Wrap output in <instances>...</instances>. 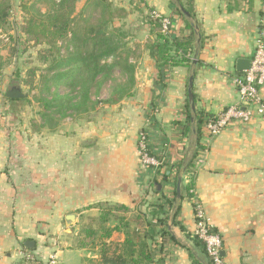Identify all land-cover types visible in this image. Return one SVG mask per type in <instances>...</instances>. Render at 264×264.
I'll return each instance as SVG.
<instances>
[{
	"label": "crops",
	"instance_id": "obj_1",
	"mask_svg": "<svg viewBox=\"0 0 264 264\" xmlns=\"http://www.w3.org/2000/svg\"><path fill=\"white\" fill-rule=\"evenodd\" d=\"M108 2L113 12H123L120 18L129 28L124 41L135 68L130 97L105 105L98 119L67 117L52 130L39 115L17 114L22 100L0 98V264H25L27 253L43 262L53 257L56 264L98 262L99 247L76 245L79 228L99 215V205L147 214L176 192L175 166L191 159L197 143L194 120L185 123L189 78L191 110L204 121L216 117L238 101L233 79L246 70L237 62H250L257 40L264 44V0H180L192 18L186 11L184 18L178 14L176 0ZM150 10L170 20L171 37L193 31L189 66L157 68L146 48L153 39ZM259 95L264 104V84ZM141 131L162 161L157 171L139 162ZM198 144L192 173L183 175V168L179 174L180 198L166 221L161 264H195L202 258L192 235L194 196L221 238L223 264H264V115L230 121L214 137L203 124ZM190 182L194 195L183 190ZM123 239L122 232H114L106 243ZM26 241L34 247L27 249Z\"/></svg>",
	"mask_w": 264,
	"mask_h": 264
},
{
	"label": "trees",
	"instance_id": "obj_2",
	"mask_svg": "<svg viewBox=\"0 0 264 264\" xmlns=\"http://www.w3.org/2000/svg\"><path fill=\"white\" fill-rule=\"evenodd\" d=\"M78 1L0 0V30L9 25V17L13 18V7L21 13L19 31L22 38L27 43H32L33 47H43L40 51L41 61L46 63L48 56H51L46 70L39 75L40 95L36 98L39 107L37 115L50 130L64 118L78 119L85 114L87 117L97 104L111 106L132 95L135 68L129 62L130 50L124 42L125 33L112 26L115 16L111 4L108 0H85L77 12ZM138 1L141 3V0ZM176 1L181 7L178 14L184 18L183 11H186L191 15L189 18H192L190 8L184 7L180 0ZM86 11L96 16L94 23L83 19L82 15ZM147 23L151 26L153 39L146 48L150 57L155 60L157 68L189 66L192 61L188 55L192 53L195 39L193 31L187 37H171L169 33L161 34L159 25L149 17ZM186 27L192 30L188 21ZM35 73L36 71L31 69L23 84L30 87L37 85L32 82ZM115 73L120 81L114 78ZM160 78L162 76H159ZM105 82L112 83L108 98L92 102L91 90H99ZM51 87H54L53 91ZM3 98L13 101L5 95ZM184 108L187 126L191 119L194 120L197 143L191 159L185 164L175 166L174 185L183 168V175L192 173L193 161L201 149L198 140L205 122L204 115L191 110L187 101ZM182 126L186 132L187 126ZM150 155L160 159L152 153ZM170 173L171 170L166 171L161 176L162 181L167 180ZM191 187L190 182L183 190L188 193ZM161 193L162 190L158 194ZM175 202L174 188L170 200L164 198L162 204L151 206L148 215L138 213L130 218L133 226L122 216H118L119 213H128L126 207L101 204L99 215L89 218L79 228L76 246L79 249L99 247L97 264H161L162 238L168 234L166 221ZM177 210L178 208L175 213ZM111 221H114V225L108 226ZM114 232H122L123 241L119 244L106 243ZM193 242L202 257L201 260H195V264H212L205 253L204 244L196 237H193Z\"/></svg>",
	"mask_w": 264,
	"mask_h": 264
},
{
	"label": "built area",
	"instance_id": "obj_3",
	"mask_svg": "<svg viewBox=\"0 0 264 264\" xmlns=\"http://www.w3.org/2000/svg\"><path fill=\"white\" fill-rule=\"evenodd\" d=\"M147 15L159 25L161 34H168L170 28V20L168 18L160 16L155 10H150ZM233 84L238 95V101L218 116L208 118L205 121L204 130L209 136L219 135L230 121L245 123L254 115H264V104L259 95V89L264 84V44L261 40H257L249 68L236 76L233 79ZM137 152L139 162L144 167L157 171L162 166L161 160L150 155L148 136L145 131H141L138 134ZM190 193L194 195L192 190H190ZM192 199L195 222L192 235L204 244L205 253L212 264H223L221 238L214 232L195 196ZM22 259L25 264H56L53 257L43 262L29 253L23 255Z\"/></svg>",
	"mask_w": 264,
	"mask_h": 264
},
{
	"label": "rangeland",
	"instance_id": "obj_4",
	"mask_svg": "<svg viewBox=\"0 0 264 264\" xmlns=\"http://www.w3.org/2000/svg\"><path fill=\"white\" fill-rule=\"evenodd\" d=\"M85 0H79L77 3V12L80 11L84 4ZM8 4V3H7ZM17 4V3H16ZM38 8V7H36ZM14 10L13 18L9 17V25L5 26L2 30H0V98L3 99L5 90L9 89L11 86H19L21 91L27 94V101L24 99L21 101L19 107L16 109L17 114L26 115L28 119L34 118L39 112V107L36 103V98L40 95L38 90L39 85V75L41 72L46 70V66L51 61V56L49 55L47 58V62L41 61V53L40 51L43 50V47H33L32 43H27L24 38H22L19 28H20V17L21 13L18 10H15L13 7L11 8ZM43 12V11H42ZM123 13V12H122ZM121 12L117 13L114 12V19L112 22V26L114 28L120 29L122 32L126 33L129 32V28L125 26V24L121 20ZM83 19L86 21H90V23H94L96 20L95 15H91L89 12L86 11L82 15ZM124 24V25H122ZM125 40V39H124ZM125 42V41H124ZM36 71V75L34 79H32L33 87L28 85H24L23 83L27 80L28 76L27 73L31 70ZM114 78L117 81L121 79L118 77L117 73H115ZM112 87L111 82H105L103 85L97 90L93 88L91 90V100L92 102L106 100L110 93V89ZM54 90V87H51V91ZM61 90V89H60ZM43 96H47L43 94ZM105 105L104 104H97L93 110L87 115V117L97 118L103 114H105ZM9 109V108H8ZM4 110L0 106V111ZM102 113V114H101ZM1 114V113H0ZM86 116V114H85ZM31 129H35L34 124H30ZM123 214L119 213L118 216H122L127 222H130V218L136 216V214ZM131 223V222H130ZM114 221L109 222L108 226H113ZM130 226H133L131 223ZM142 226H140L141 228ZM98 261V260H96ZM98 262H86L85 264H97ZM63 264H76V262H64Z\"/></svg>",
	"mask_w": 264,
	"mask_h": 264
},
{
	"label": "water",
	"instance_id": "obj_5",
	"mask_svg": "<svg viewBox=\"0 0 264 264\" xmlns=\"http://www.w3.org/2000/svg\"><path fill=\"white\" fill-rule=\"evenodd\" d=\"M238 66L242 67V70H247L250 66V62L246 61V60H239L237 62ZM192 81H193V77L191 76L188 80V90H187V100L190 104H192V100H193V96H192ZM5 97L7 99H11V100H22V99H26L27 98V94L23 93L21 91V88L19 86H11L9 89L6 90L5 92ZM191 108H193V106L191 105ZM180 184H181V176L177 177L176 180V198L179 199L180 198ZM158 189H161V186L158 185ZM74 218L73 216H68L67 220L72 221ZM24 246L27 249H32L34 247V243L30 242V241H26ZM223 252H221V256L223 257Z\"/></svg>",
	"mask_w": 264,
	"mask_h": 264
}]
</instances>
